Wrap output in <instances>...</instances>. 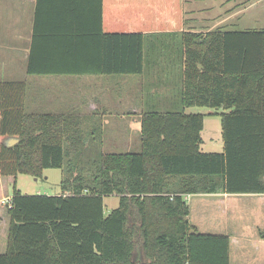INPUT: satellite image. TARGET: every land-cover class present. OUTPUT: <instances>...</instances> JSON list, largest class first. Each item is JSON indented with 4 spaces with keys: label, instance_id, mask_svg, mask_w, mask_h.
Returning <instances> with one entry per match:
<instances>
[{
    "label": "trees",
    "instance_id": "1",
    "mask_svg": "<svg viewBox=\"0 0 264 264\" xmlns=\"http://www.w3.org/2000/svg\"><path fill=\"white\" fill-rule=\"evenodd\" d=\"M183 21L181 0H36L28 73L142 74L155 49L147 36L175 34ZM46 37L67 59L57 70L41 68ZM181 39L182 109L143 111L138 152L101 153L89 164L64 167L77 121L26 113V84L0 82V176L63 171L59 194L14 190L4 203L0 264H229V237L197 232L183 196L264 194V30ZM189 107L222 110L221 152L201 149L204 115ZM106 196L119 199L108 214Z\"/></svg>",
    "mask_w": 264,
    "mask_h": 264
},
{
    "label": "crops",
    "instance_id": "2",
    "mask_svg": "<svg viewBox=\"0 0 264 264\" xmlns=\"http://www.w3.org/2000/svg\"><path fill=\"white\" fill-rule=\"evenodd\" d=\"M227 1L203 0L202 5H198L196 9L198 22L194 23L192 20L188 21L187 15L190 12L186 6L187 1L181 0L184 21L180 29L175 34L158 33L147 36L153 48L157 42H162L166 54H151L148 62L146 61L149 65H145L142 74L32 75L28 73V63L32 49L36 0H0V82L26 84L24 110L29 114H69L74 121L102 127L112 104L117 103L132 114L130 117L120 116L119 119L140 128L139 120L144 106L161 111L182 109L179 104L184 76L181 33L229 31L227 28L232 26L234 15L231 9H227ZM39 50L41 68L57 70V67L67 63L51 38L46 37ZM77 59L78 57L69 58L70 66L75 64L76 67ZM111 80L115 87L122 89L120 97L113 98ZM35 93L37 101H34ZM194 108L205 107L183 109L187 113ZM37 110L41 112H35ZM15 181L16 177L0 176V250L5 245V251L9 218L3 207L4 201L11 197L6 196L5 188L8 183ZM249 195L246 196L249 197L248 200L246 197L242 198L243 195L234 194L183 196L189 206L188 221L197 232L229 237V264H264V238L259 235L264 230V194ZM248 217L253 221L250 228L241 223Z\"/></svg>",
    "mask_w": 264,
    "mask_h": 264
},
{
    "label": "rangeland",
    "instance_id": "3",
    "mask_svg": "<svg viewBox=\"0 0 264 264\" xmlns=\"http://www.w3.org/2000/svg\"><path fill=\"white\" fill-rule=\"evenodd\" d=\"M9 1V0H8ZM187 1L189 14L188 21L198 22L197 7L202 5L203 0H184ZM213 1V0H212ZM227 9L233 12L232 26L227 28L229 31H260L264 30V0H228ZM196 10V12H195ZM9 22V21H8ZM165 46L161 42H157L155 49L151 54H165ZM98 82V81H96ZM112 84V80H111ZM110 86V85H109ZM113 98L120 97L122 89L112 84ZM35 91V89H34ZM34 94V101L38 97ZM118 102V101H117ZM116 108V109H114ZM149 107L144 106L143 111ZM28 110V109H27ZM29 111V110H28ZM40 113L41 111H35ZM217 112V114H215ZM222 110L214 108H194L187 113L202 114L204 118V129L201 134L202 149L206 152H221L223 150L222 130L220 113ZM29 113V112H27ZM210 113V114H207ZM130 117V111L123 110L121 104L113 103L112 109L109 111L104 125L90 126L87 123L78 122L77 127H70V134L74 133L75 145H65L66 152L64 158V167H70L79 164H89V161L99 156L101 153H122V152H138L140 149V128L130 126L128 121L119 119L120 116ZM139 117V116H138ZM109 120V121H107ZM140 122V120H139ZM95 123V122H94ZM63 177L61 169L49 168L44 169L42 176L35 178L30 175L19 174L16 176L15 183L10 182L6 185V196H12L14 189L18 190L22 195H56L60 192V182ZM250 196L249 194L243 195ZM247 200L249 197H246ZM7 201H4L6 203ZM250 202V201H248ZM119 199L117 196H106L103 199L104 213L108 214L111 210L118 206ZM249 205V204H248ZM3 207V206H2ZM6 208V205L3 207ZM5 212V210H4ZM6 216V215H5ZM253 217V216H252ZM251 218V217H250ZM249 217L242 221L250 228L252 220ZM254 218V217H253ZM5 251V245L0 253Z\"/></svg>",
    "mask_w": 264,
    "mask_h": 264
},
{
    "label": "water",
    "instance_id": "4",
    "mask_svg": "<svg viewBox=\"0 0 264 264\" xmlns=\"http://www.w3.org/2000/svg\"><path fill=\"white\" fill-rule=\"evenodd\" d=\"M17 141H18V139L10 138V139H8V141H7V145H12V144L16 143Z\"/></svg>",
    "mask_w": 264,
    "mask_h": 264
}]
</instances>
